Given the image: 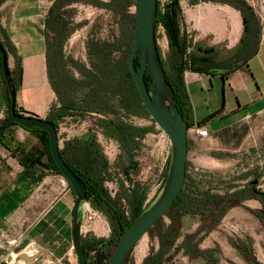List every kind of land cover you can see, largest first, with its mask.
Instances as JSON below:
<instances>
[{
  "label": "trees",
  "instance_id": "1",
  "mask_svg": "<svg viewBox=\"0 0 264 264\" xmlns=\"http://www.w3.org/2000/svg\"><path fill=\"white\" fill-rule=\"evenodd\" d=\"M199 2L227 5L238 11L242 17L243 33L238 45L233 49H227L225 44L205 47L201 43L194 42L193 37L186 33L179 0H168L165 3L157 1L155 36L157 41V31L162 28L167 42L166 60H163L158 44L157 50L166 81L174 92L177 109L187 119L188 130L194 124L184 74L191 72L210 77L218 75L225 83L231 74L246 67L256 55L261 31L259 19L244 0H190V5H197ZM76 4L104 10L118 19L116 37L104 41L90 38L88 41V46L92 47L99 56L98 66L95 67L96 74L82 72L80 69L82 65L72 62L82 74V80L76 79L63 68L64 45L80 27L74 21L76 10L72 6ZM133 7L134 0H111L108 3L98 0H55L44 21L47 77L59 104L44 120L53 123L58 133L59 124L67 118L76 122L83 121L86 117L95 118L96 130L89 129L86 135L64 143V147L60 149L63 161L85 188L87 203L101 213L111 227L109 238H95L91 235L82 237V245L87 252V264L111 263L125 228L152 204L161 191L171 159L170 155L161 174L160 187L150 201L149 187L131 179L132 175H137L139 172L136 156L144 147L143 142L149 134L156 131L155 122L143 105L129 69L135 32V13L130 11ZM135 64L138 66L137 60ZM9 74L11 86L17 93L21 83L20 66L17 65L15 73L9 72ZM145 82L150 90L152 78L148 72L145 74ZM79 91L81 93H78ZM1 110L6 116L0 120V123L10 115L8 89L0 69ZM15 111L22 114L16 105ZM134 118L148 120L151 125H136L131 122ZM204 123L205 121H202L196 126L202 127ZM15 127L20 128L11 123L0 133V147L5 148L25 169L60 175L51 156L48 134L36 128L30 131L23 129L37 138L39 146L28 149L27 143L12 141L11 147L3 141L5 134ZM97 134L114 141L119 148L120 156L124 159L121 170L129 186L125 187L123 182L118 183L120 193L114 197L106 187V182H112V167L98 142ZM189 147L188 140V151ZM118 163L119 158L116 166ZM221 185L210 174L190 173L186 162L185 182L181 194L164 216L170 220V225L158 227L163 217L149 230L148 234H151L157 229L159 248L146 257L143 264H163L164 259L170 256L177 240L178 227L175 228L174 223H177L180 217L198 218L200 228L207 234L220 224L230 208L241 206L244 202L253 199L260 203L261 208L250 212L264 229V193L255 189L253 183L249 184L252 192L246 191L245 187L239 189L238 186H229L222 191ZM230 190L232 191L229 192ZM70 191L73 194L71 187ZM250 241L249 238L247 241L229 240V245L247 264H260ZM176 249L187 250L186 253L189 252L187 254L190 258L202 257L207 263L217 262L211 250L203 253L198 247L189 246L187 240L179 244Z\"/></svg>",
  "mask_w": 264,
  "mask_h": 264
},
{
  "label": "crops",
  "instance_id": "2",
  "mask_svg": "<svg viewBox=\"0 0 264 264\" xmlns=\"http://www.w3.org/2000/svg\"><path fill=\"white\" fill-rule=\"evenodd\" d=\"M98 1L108 3L111 0ZM244 1L253 9L261 26L258 50L248 65L231 74L225 83L218 75L210 77L191 72L184 74L192 105L193 124L196 126L205 121L202 128L211 134L220 131L213 130V121L225 122L238 114H243L239 120H246L264 113V0ZM54 2L55 0H2L0 3V43L6 51L8 70L13 74L17 65L21 68V83L16 93L17 109L22 115L42 120L59 105L47 77L46 42L43 35L45 17ZM179 3L186 33L193 37L194 42L208 48L225 44L227 49H233L238 45L243 33L242 17L238 11L227 5L204 2L190 5V0H179ZM72 8L76 10L74 21L80 27L64 45L63 68L76 79L82 80V74L72 62L82 65V72L96 74L99 56L88 46L91 37H85L87 27L79 23L81 13L91 17L104 10L82 4L73 5ZM257 61L260 66L255 72L253 64ZM258 75L261 80H258ZM220 89L222 96L226 94L222 104L218 98ZM244 93L251 96L252 102L242 100ZM1 113L2 110L0 119ZM67 120L70 119H65ZM65 121L58 126L59 149L64 147V143L87 134L71 131L62 137ZM11 132L16 137L15 143H28L37 139L18 127L12 128ZM74 201L69 184L61 175L25 169L5 148L0 147V264H77L71 236ZM85 210L86 213H92L88 204ZM187 218L197 221V229L181 236V221ZM95 219L94 217L92 222L94 232L101 234V237L95 235L96 238L106 239L105 234L108 232L102 218ZM167 220L166 227L170 225V220ZM174 227H178L177 240L171 252L184 240L188 241L189 246L200 249L195 244V237L212 233L205 234L200 228L199 219L190 216L180 217ZM84 236L86 235L82 233V237ZM256 244L253 243L252 246L254 253H257V261L264 264V248L258 241V252ZM200 250L203 253L211 250L212 256L217 260L216 264H221V258L215 254L214 249ZM186 251L179 250L183 257L190 258ZM193 260L213 264L207 263L202 257L190 258V262Z\"/></svg>",
  "mask_w": 264,
  "mask_h": 264
},
{
  "label": "rangeland",
  "instance_id": "3",
  "mask_svg": "<svg viewBox=\"0 0 264 264\" xmlns=\"http://www.w3.org/2000/svg\"><path fill=\"white\" fill-rule=\"evenodd\" d=\"M159 1L165 3L168 0ZM130 11L135 13L134 7ZM81 17L79 23L87 27L85 32L86 38L91 37L94 40L104 41L118 35V19L109 12L102 11L100 14L91 17L86 16L82 12ZM157 44L163 60H166L167 42L162 28H159L157 31ZM259 66V61L253 64L255 72H257ZM258 80H261L259 75ZM218 98L221 104L226 98L225 93L222 96L221 89L219 90ZM250 98L251 96L249 97V95L244 93L242 100L252 102ZM242 115L231 116L232 118L230 117L225 122L220 120L213 121L211 123L213 130L220 131L215 134L208 132L207 137L198 138L188 131L187 137L190 141L187 156L188 170L190 173L200 175L210 174L218 183L222 184V191L226 190L229 186H238L239 189L245 187L246 191L252 192L249 184L256 183L255 189L264 193V113L258 116H252L246 120H239ZM5 116L6 113H1L0 120H3ZM131 122L139 126L151 125L145 119L134 118L131 119ZM229 124L232 125L227 126ZM63 127L65 128L61 132L62 137L63 135H68L71 131L84 135L89 129L96 130L95 118L93 116L86 117L83 121L79 122L67 120ZM12 133L14 132L9 130L5 134V140L3 141L5 144L8 145L10 142L16 141V137L13 138L15 135ZM97 138L112 167V182H106V187L111 196L114 197L120 193L118 183L123 182L125 187L129 186L121 170L124 159L120 156L119 148L114 141L108 140L100 134H97ZM143 143L144 147L136 156L139 172L137 175H132L131 179L146 184L149 187V200L152 201L160 187L162 171L171 155V144L167 136L157 126L156 131L153 134H149ZM37 146H39L37 139L27 143L28 149ZM118 158L119 163L116 166ZM260 208V203L254 200L245 202L241 206L230 208L220 224L214 230L210 231V233L212 232L211 235L207 234L208 236L200 235L197 238L195 237V244L200 249H214L216 251L215 254L221 258V264H247L239 253L229 245V240L235 241L242 239L247 241L249 238L252 245L253 243H257L258 252L260 251L258 241H260V244L264 248V229L257 218L250 212L259 210ZM89 209L95 215L96 219L98 217L102 218L103 225L108 232L105 236L109 238L111 236V227L105 217L91 208L90 205ZM167 219V217H164L158 227H161V225L165 227L168 223ZM195 222H197L195 219L191 220L187 218L182 220V227L180 229L181 236L195 232L197 229ZM156 230L151 234H147L138 242L126 264H143L146 257L158 251ZM87 235L95 238V235L101 237L99 232L95 234L92 224ZM183 256V253L179 252L175 247L170 256L164 259L163 264H204L201 260L197 262L193 260L190 262V258ZM255 256L258 260L256 252ZM259 257H261L260 253Z\"/></svg>",
  "mask_w": 264,
  "mask_h": 264
},
{
  "label": "water",
  "instance_id": "4",
  "mask_svg": "<svg viewBox=\"0 0 264 264\" xmlns=\"http://www.w3.org/2000/svg\"><path fill=\"white\" fill-rule=\"evenodd\" d=\"M157 1L134 0L135 32L129 58V69L146 111L171 144V159L161 191L152 204L125 228L110 264L127 263L138 242L173 207L185 182L189 130L187 119L177 109L174 92L166 81L157 50L155 36ZM136 60L138 66L135 64ZM0 69L8 89L10 103V115L4 122L0 123V133L13 123L28 131L36 128L48 134L51 156L59 174L71 187L75 199L71 236L77 264H87V252L82 245V220L86 211L84 209L88 204L86 190L61 157L55 125L33 116L16 113V92L11 86L6 51L1 43ZM146 72L152 78L150 90L145 82ZM82 211L84 212L82 213Z\"/></svg>",
  "mask_w": 264,
  "mask_h": 264
},
{
  "label": "built area",
  "instance_id": "5",
  "mask_svg": "<svg viewBox=\"0 0 264 264\" xmlns=\"http://www.w3.org/2000/svg\"><path fill=\"white\" fill-rule=\"evenodd\" d=\"M189 132L193 133V135L195 137H200V138H203V137H207L208 135V131L205 130L204 128L202 127H197V126H193ZM87 211H85L84 213V216H83V223H82V233H84L85 235L88 234V232L90 231V228H91V224L94 220V214L93 213H86Z\"/></svg>",
  "mask_w": 264,
  "mask_h": 264
}]
</instances>
